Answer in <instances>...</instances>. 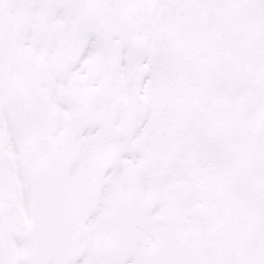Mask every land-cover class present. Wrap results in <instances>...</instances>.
Wrapping results in <instances>:
<instances>
[{
  "label": "snow or ice",
  "instance_id": "1",
  "mask_svg": "<svg viewBox=\"0 0 264 264\" xmlns=\"http://www.w3.org/2000/svg\"><path fill=\"white\" fill-rule=\"evenodd\" d=\"M0 264H264V0H0Z\"/></svg>",
  "mask_w": 264,
  "mask_h": 264
}]
</instances>
